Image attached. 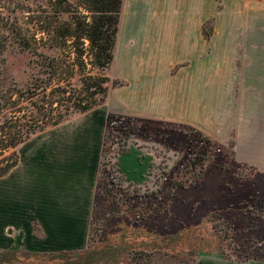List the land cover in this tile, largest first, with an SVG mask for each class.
Returning a JSON list of instances; mask_svg holds the SVG:
<instances>
[{"label":"crops","instance_id":"1","mask_svg":"<svg viewBox=\"0 0 264 264\" xmlns=\"http://www.w3.org/2000/svg\"><path fill=\"white\" fill-rule=\"evenodd\" d=\"M121 14L147 20L125 34L119 28L112 65L121 85L104 105L21 144L18 163L0 177V252L85 249L109 114L229 145L231 160L264 173V0H123ZM156 16L170 22L151 24ZM136 140L117 158L132 186L153 160ZM195 264L264 260L204 256Z\"/></svg>","mask_w":264,"mask_h":264},{"label":"rangeland","instance_id":"2","mask_svg":"<svg viewBox=\"0 0 264 264\" xmlns=\"http://www.w3.org/2000/svg\"><path fill=\"white\" fill-rule=\"evenodd\" d=\"M3 5L9 11L19 9L16 15L23 28L25 1L0 0ZM78 9L89 15L83 7ZM5 22L0 19V30L7 27ZM146 22L142 16L121 14L119 28L123 26L125 34ZM169 22L164 16L151 19V24ZM11 43L2 56L3 95L14 87L26 89L38 73L33 58ZM68 51L61 50V58ZM88 69L97 72L89 65ZM116 72L112 64L105 72L109 91ZM134 138L148 147L153 158V174L144 177L142 184L156 186L155 191L133 192L119 173L109 138L85 249L51 256L0 252V264H195L204 256L237 262L264 260V173L231 160L229 145H213L182 128L137 126L127 142ZM110 153L115 160L108 165ZM160 202L165 209L157 208Z\"/></svg>","mask_w":264,"mask_h":264},{"label":"trees","instance_id":"3","mask_svg":"<svg viewBox=\"0 0 264 264\" xmlns=\"http://www.w3.org/2000/svg\"><path fill=\"white\" fill-rule=\"evenodd\" d=\"M24 1L23 28L19 26L17 7L9 11L10 7L0 6V19L3 21L5 18L7 26L0 30V77L2 56L8 42L33 58L38 73L24 90L14 87L3 95L0 89V177L16 166L18 147L32 136L105 104L109 82L105 72L114 61L123 3V0ZM79 7H83L89 15H83ZM4 11L10 12L9 15L2 17L6 14ZM212 25L210 20L203 26L206 40L210 37ZM6 33L13 39L8 41ZM67 48V55L61 58V50ZM88 65L97 72L94 74ZM120 85L113 82L114 87ZM136 127L135 122L126 118L107 116L100 170L108 139L111 138L109 147L118 144L119 149L123 147L119 150L123 154ZM114 132H117L116 140L112 139ZM160 204L165 203L160 202L157 208H163ZM93 214L94 207L87 243Z\"/></svg>","mask_w":264,"mask_h":264},{"label":"built area","instance_id":"4","mask_svg":"<svg viewBox=\"0 0 264 264\" xmlns=\"http://www.w3.org/2000/svg\"><path fill=\"white\" fill-rule=\"evenodd\" d=\"M115 134H117V132L113 133V135H112V139H114V140H116V135H115ZM115 146L118 147V144H113V145L110 147V149H111L112 151H117L118 149H116ZM126 146H127V144H126ZM126 146H125V149L127 148ZM122 148H123V147H122ZM119 155H120V152H116V158H118ZM109 160L112 161V162L114 163L115 156H114L113 154H111V153H110V155L108 156V161H109ZM110 161H109V163H110ZM113 163H112V165H113ZM153 169H154V166L151 167V168L149 169L147 176H148V175L150 176L151 172H152V174H153V171H152ZM147 176H146V177H147ZM146 185H147V184H143V185H139V186H132V190L145 193V192H149V191H153V190L155 191L156 188H157L156 186H150V187L147 186V187H146Z\"/></svg>","mask_w":264,"mask_h":264},{"label":"water","instance_id":"5","mask_svg":"<svg viewBox=\"0 0 264 264\" xmlns=\"http://www.w3.org/2000/svg\"><path fill=\"white\" fill-rule=\"evenodd\" d=\"M147 174H148V172H147ZM147 174H146V176H147ZM141 185H143V184H141Z\"/></svg>","mask_w":264,"mask_h":264}]
</instances>
